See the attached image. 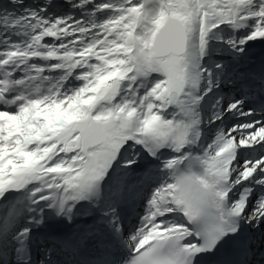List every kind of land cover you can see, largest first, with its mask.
Wrapping results in <instances>:
<instances>
[{
	"label": "snow or ice",
	"instance_id": "obj_1",
	"mask_svg": "<svg viewBox=\"0 0 264 264\" xmlns=\"http://www.w3.org/2000/svg\"><path fill=\"white\" fill-rule=\"evenodd\" d=\"M0 264H264V0H0Z\"/></svg>",
	"mask_w": 264,
	"mask_h": 264
},
{
	"label": "rangeland",
	"instance_id": "obj_2",
	"mask_svg": "<svg viewBox=\"0 0 264 264\" xmlns=\"http://www.w3.org/2000/svg\"><path fill=\"white\" fill-rule=\"evenodd\" d=\"M255 51H259L260 49L259 48H256V49H254ZM134 219V217H132V220ZM131 224H132V222H131ZM129 227H131V225L129 226Z\"/></svg>",
	"mask_w": 264,
	"mask_h": 264
}]
</instances>
